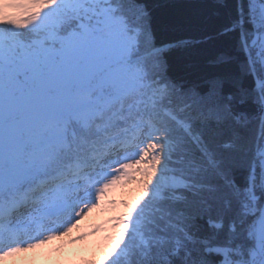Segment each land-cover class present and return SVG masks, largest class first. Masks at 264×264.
<instances>
[{
    "label": "snow or ice",
    "instance_id": "6c2138e0",
    "mask_svg": "<svg viewBox=\"0 0 264 264\" xmlns=\"http://www.w3.org/2000/svg\"><path fill=\"white\" fill-rule=\"evenodd\" d=\"M161 7L0 0V261L135 183L86 264H264V0Z\"/></svg>",
    "mask_w": 264,
    "mask_h": 264
},
{
    "label": "rangeland",
    "instance_id": "374dc122",
    "mask_svg": "<svg viewBox=\"0 0 264 264\" xmlns=\"http://www.w3.org/2000/svg\"><path fill=\"white\" fill-rule=\"evenodd\" d=\"M138 193L137 184H127L118 189L113 196L106 198L101 208L89 212L94 217L84 222L81 219V226L79 225L73 232L35 249H29L23 260L17 259L18 257L13 260V256L0 261V264H75L84 257H90V259L94 255L98 257L101 253L98 244L106 242L114 234L110 224L111 218L124 211L122 207H116L108 201H131ZM32 261L35 262L32 263Z\"/></svg>",
    "mask_w": 264,
    "mask_h": 264
},
{
    "label": "trees",
    "instance_id": "16d2710c",
    "mask_svg": "<svg viewBox=\"0 0 264 264\" xmlns=\"http://www.w3.org/2000/svg\"><path fill=\"white\" fill-rule=\"evenodd\" d=\"M151 2L161 6H168L161 7L159 10L163 17H166L169 13H177L183 14L185 18L190 16L194 22L199 21L207 26H211L214 23V19L211 16L199 15L201 10L194 7V5L204 2V0H151ZM178 34L179 33H173L168 28H161L158 38L163 41H168L173 38L174 35ZM210 70L211 69L208 68L202 58H197L195 56L189 57L181 54H176L173 57V71L178 75L196 78L197 76L206 74ZM88 260H90V257H84L75 264H86Z\"/></svg>",
    "mask_w": 264,
    "mask_h": 264
},
{
    "label": "bare ground",
    "instance_id": "6f19581e",
    "mask_svg": "<svg viewBox=\"0 0 264 264\" xmlns=\"http://www.w3.org/2000/svg\"><path fill=\"white\" fill-rule=\"evenodd\" d=\"M91 217H94V215H91V213H88L86 216H84V217L82 218V219H83L82 222L90 220ZM82 222H80V223L78 224V226H79V225L81 226V223H82ZM78 226H77V227H78ZM77 227H76V228H77ZM76 228H73L71 232H73ZM69 233H70V232H69ZM69 233H68V234H69ZM60 238H61V237H59V239H60ZM57 239H58V238H57ZM28 250H29V249H26V250H24V251H22V252L16 254V255L14 256L13 260H15L16 257H18L17 259H20V260L25 259V258H24V255L28 252ZM20 260H19V261H20Z\"/></svg>",
    "mask_w": 264,
    "mask_h": 264
}]
</instances>
